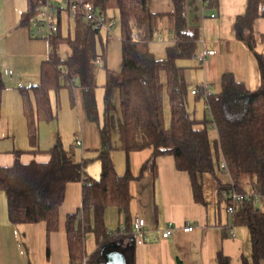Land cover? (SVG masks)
Masks as SVG:
<instances>
[{"label":"trees","instance_id":"16d2710c","mask_svg":"<svg viewBox=\"0 0 264 264\" xmlns=\"http://www.w3.org/2000/svg\"><path fill=\"white\" fill-rule=\"evenodd\" d=\"M44 0H28V7L20 23L28 27L38 4ZM91 1L100 14L109 15L110 8L117 10L121 39V68L105 67L103 114L96 101L95 69L98 57L104 59L106 43L100 29L83 19L81 12L75 17L74 31L68 23V34L63 27L50 39V53L41 63L37 84L19 88L27 120L28 140L33 153L40 151V121L57 118L51 92L64 87H81L83 108L89 120L100 129L102 146L95 158L101 163L99 177L85 171L91 159L77 160L73 150L58 139L48 150L47 161L22 162L18 155L11 165L0 166V189L6 192L8 215L12 223L45 221L49 232L56 231L59 208L64 201L68 182L82 181L81 212L69 214L66 220L71 264H82L85 253V236L95 235L98 247L87 256L86 264H96L102 246L124 239L129 228V183L137 178L129 169L119 173L112 150L129 153L150 147L151 154L143 163L141 175L151 171L156 176V159L172 155L176 167L186 171L192 182L194 197L204 201V173L217 181V195L230 205L236 203L234 223L244 224L250 230L252 250L250 258L242 257L243 264H263L264 260V33L258 29L260 4L264 0H247L245 11L235 20L236 37L244 42L259 74V85L249 89L230 73H224L221 90L207 96L195 94V100L207 102L210 116L196 118L189 110L190 90L184 77L180 59L196 55L200 38L199 28L189 26L187 0H172L174 10L157 13L151 9L152 0H82ZM217 6L218 0H208ZM113 16V15H112ZM139 38H135V33ZM157 34L172 41L166 57L157 58L149 47ZM69 47L64 58L62 45ZM100 46V49H99ZM3 88L0 81V93ZM116 92L119 102L112 95ZM118 92V94H117ZM117 96V97H118ZM165 96L168 98L169 120L165 116ZM120 109V115L115 110ZM102 114V115H101ZM212 122L217 137L211 139L207 124ZM118 137L114 144L112 134ZM215 161L218 162L217 166ZM225 163L226 169L220 167ZM228 174L221 181L218 173ZM140 175V176H141ZM242 195L234 200L232 195ZM256 196L263 204L257 203ZM109 206L116 207L125 219V228L109 230L105 221ZM128 232V231H127ZM219 264H232L222 252Z\"/></svg>","mask_w":264,"mask_h":264},{"label":"crops","instance_id":"0c3cea01","mask_svg":"<svg viewBox=\"0 0 264 264\" xmlns=\"http://www.w3.org/2000/svg\"><path fill=\"white\" fill-rule=\"evenodd\" d=\"M246 3L247 0H218L217 6H214L208 5V0H187L188 24L199 28L200 38L196 55L180 59L178 63L184 66V77L190 90L189 110L198 119L209 112L204 97L195 100V94L191 92L200 84L207 82L212 92L217 93L221 90L223 74L230 72L249 89H255L259 85V74L252 54L248 46L236 37L234 27L236 17L245 11ZM27 7L28 0H0V81L3 84L0 93V166L11 165L17 158V151L21 152L18 157L24 163L31 160L47 161L50 158L48 150L59 139L66 148L74 151L77 160L91 158L84 168L88 175L97 178L101 172L100 160L95 158L102 146L100 129L85 113L80 86L72 85L61 89V92L66 91L64 102L67 99L68 108L62 118L61 113H57L56 119L39 122L40 151H30L34 147L28 140L27 120L19 88L39 82L41 63L48 56V42L33 36L28 27L21 25V15ZM151 9L157 13H168L174 10V4L172 0H152ZM109 15L117 16L116 13ZM258 29L264 33V3L259 8ZM103 37L106 55L104 63L97 66L119 70L122 48L120 36L114 32L113 27L110 34L104 30ZM171 44L172 41L160 40L155 36L149 47L157 58L162 59L166 57L167 47ZM206 49L214 50L215 53L207 56L202 63L197 55ZM258 49L264 52V46H259ZM23 59H27V63L19 68V61ZM100 80L99 77L96 78V84L103 81ZM194 101H202L205 108L202 116L196 114L197 104ZM53 102L60 106L55 98ZM191 104L193 109L190 108ZM165 105L168 121L167 96ZM67 117L73 123L77 118L85 117L89 123L95 124H86V128L73 127V142L68 143L60 137L58 126V121L65 122ZM207 126L209 130L216 131L212 122ZM79 137L82 140L80 145L76 142ZM112 139L114 144H118L117 134H112ZM116 150L122 151V154H117L122 155V159L125 158L124 171L129 169L137 178L129 183L131 199L128 232L124 233V239L106 244V251L120 250L126 256V264H219L220 252L228 256L232 264H243V256L250 258V230L244 224L234 223V212L228 211V203L217 195L216 179L206 178L204 173V201H198L194 197L189 174L176 167L174 156H158L156 176L153 177L151 171L141 175L142 165L151 153L142 154L140 161H137V155L143 149L131 151L128 159L121 149L115 148L112 152ZM218 176L221 181L229 180L226 173H218ZM82 187V181L67 183L64 201L59 208L58 229L52 232H49L45 221L12 223L8 215L6 192L0 189V264H71L66 220L69 214L81 212ZM257 203L260 206L263 204L259 200ZM137 217L144 218L149 227L146 240L135 234ZM105 221L110 231L125 228V219L116 207L107 208ZM188 222L194 228L184 231L182 228ZM170 223L174 226V231L169 237H163L162 232ZM97 247L95 235L89 231L85 236L86 258ZM103 247L105 245L100 249L96 264L105 263L101 254ZM86 258L82 264H86ZM262 263L264 264V260Z\"/></svg>","mask_w":264,"mask_h":264},{"label":"built area","instance_id":"2783aa9c","mask_svg":"<svg viewBox=\"0 0 264 264\" xmlns=\"http://www.w3.org/2000/svg\"><path fill=\"white\" fill-rule=\"evenodd\" d=\"M81 12L83 19L91 23L94 28L104 29L108 34L113 32V27L117 24L118 18L116 16H106L100 14L91 1H82V0H44L41 1L37 8L36 13L31 19V24L29 29L32 32V35L44 39L48 42V55L50 53V39L58 32L60 27H63L65 24L74 20L75 17ZM215 16V14H212ZM160 40H163L161 34L156 35ZM135 38H139V34L136 32L134 34ZM214 50H202L198 53V59L203 63L207 56L214 54ZM96 64L102 65L104 60L101 57H98L95 60ZM193 94L202 93L205 97L209 95L212 90L210 85L207 82L200 84L198 87H195L191 91ZM77 144H82V140L79 137L76 140ZM220 167L226 169L225 163H221ZM234 200H240L243 198L242 195L236 193L231 194ZM256 200H259V197L256 196ZM236 203H231L228 205V211L234 212ZM194 228L192 223H187L183 226L184 231H191ZM149 227L144 218L137 217L135 219V234L142 240H146ZM174 231V226L170 223L166 229L163 230L162 236L169 237ZM233 233V232H232Z\"/></svg>","mask_w":264,"mask_h":264},{"label":"rangeland","instance_id":"374dc122","mask_svg":"<svg viewBox=\"0 0 264 264\" xmlns=\"http://www.w3.org/2000/svg\"><path fill=\"white\" fill-rule=\"evenodd\" d=\"M112 13H116L117 14V10L115 8H110L109 14H112ZM114 16H116V15H114ZM73 22L74 21H72V24H71V31H70L71 32V35H73V31H74V23ZM118 30H119V25L117 23L114 26V32H116V34H119ZM101 32L104 35V30H102ZM63 34H65V35L68 34V29H67V25L66 24L63 27ZM44 43L46 44V42H44ZM46 47H47V45H46ZM99 49H100V46H99ZM68 53H69V47L67 45H64L63 44L60 47V55L65 58ZM26 63H27V59H23L22 61H19V68L22 65H25ZM22 71H24V70H22ZM98 77L101 79L100 81H102V80L103 81L102 82H97V84H96V86H97L96 87L97 89L95 91V93H96V101H97V105L99 107V112H102V114H103V109H104L103 108V105H104V95H105V89H104V85L103 84L105 83V79H106V74H105L104 67L96 66V69H95V82H96V78H98ZM65 90H67V89H65ZM60 92H61V90L59 91V93H56L55 91H52L51 92V96H52V100H53V98H55L56 101H58V104L60 106H58L57 105V102H56L54 104V105H56L55 110L57 111V113H59V114L61 113V118H62L64 112L67 110L68 107H67V99L64 102V97L66 96V91H62L61 93ZM67 92H69V91L67 90ZM117 94H118V92H117ZM117 96L118 95H116V92H114L113 95H112V98H113V100L116 103L119 102V96L118 97ZM194 102L197 104L196 105V107H197L196 108V114L202 116L204 114V109H205L204 106H203V104H202V101H199L198 103L196 101H194ZM61 107H62V109H61ZM190 108H192V104L190 105ZM115 113L118 114V115H120L119 105H118V109L115 110ZM206 116L207 117L209 116V112H207V115ZM58 122H59V125L58 126H59L60 137L62 138V140L64 142H68V143H72L73 142L72 139H73L74 136H72V134H71L72 131L74 130L73 127H75V126L76 127L84 126L86 128V124H95V123H89L85 117H83V118L80 117V119L77 118L74 121V123L70 120V118L68 119V117L66 118L65 122L62 121V120H59ZM95 125L97 126V124H95ZM89 130H92V129H89ZM115 135H116V133L113 132V136H115ZM209 135H210V138L213 140L214 137H216V131L214 129H210L209 130ZM151 150L152 149L150 147H145L142 152L139 151L141 153H139V155H137V157H138L137 161H140V157L142 156V154H144V153H147V155L150 154L151 153ZM117 153H121L122 154V151L116 150L115 152H112V156H113V159H114V163H115V166H116L117 171L123 172L124 169H125V167H126V165H125V158L123 157V159H122L121 158L122 155L117 154ZM143 158H141V159H143ZM132 160H133V164L135 166L136 163H135V161H134L133 158H132ZM215 164L217 166L218 162L215 161ZM218 171L221 174L223 173V172L220 171L219 168H218ZM205 177L206 178H214L213 175H211L209 173H205ZM223 178H225V176H223Z\"/></svg>","mask_w":264,"mask_h":264},{"label":"water","instance_id":"95a60500","mask_svg":"<svg viewBox=\"0 0 264 264\" xmlns=\"http://www.w3.org/2000/svg\"><path fill=\"white\" fill-rule=\"evenodd\" d=\"M107 246L103 247L101 250V254L103 255L105 259V263L103 264H126V256L123 252L117 249H112V250H105Z\"/></svg>","mask_w":264,"mask_h":264}]
</instances>
